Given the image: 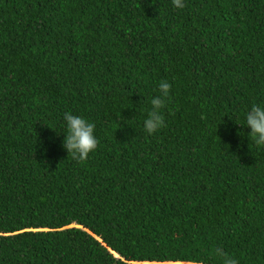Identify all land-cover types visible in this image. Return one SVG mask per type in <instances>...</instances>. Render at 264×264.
Masks as SVG:
<instances>
[{
  "label": "trees",
  "instance_id": "16d2710c",
  "mask_svg": "<svg viewBox=\"0 0 264 264\" xmlns=\"http://www.w3.org/2000/svg\"><path fill=\"white\" fill-rule=\"evenodd\" d=\"M183 3L0 0V264H264V0Z\"/></svg>",
  "mask_w": 264,
  "mask_h": 264
},
{
  "label": "clouds",
  "instance_id": "9594fccd",
  "mask_svg": "<svg viewBox=\"0 0 264 264\" xmlns=\"http://www.w3.org/2000/svg\"><path fill=\"white\" fill-rule=\"evenodd\" d=\"M172 3L175 8L182 9L185 6L183 0H172ZM170 89V83L161 81L159 83V95L151 99V108L143 122L144 130L148 134H154L165 127V118L161 109L165 107ZM63 119L66 122L67 133L63 141V147L66 149L68 156L79 162L86 161L89 154L94 152L98 146V140L94 135L95 125L83 117L73 115L71 112L64 113ZM246 124L251 129L248 135L256 146L264 145V108L254 104L246 114ZM215 254L223 258L224 264H239L237 260L228 257L219 248L215 250Z\"/></svg>",
  "mask_w": 264,
  "mask_h": 264
}]
</instances>
